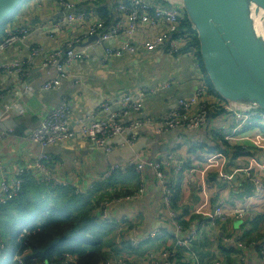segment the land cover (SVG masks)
<instances>
[{
  "label": "crops",
  "instance_id": "0c3cea01",
  "mask_svg": "<svg viewBox=\"0 0 264 264\" xmlns=\"http://www.w3.org/2000/svg\"><path fill=\"white\" fill-rule=\"evenodd\" d=\"M61 2L77 4V9L82 11H86L87 8L98 9L104 4L99 0L95 3H90L89 0H49L48 3L45 0H29L12 17L15 19L12 25L14 27L29 25L35 30L41 25L51 26L65 14ZM105 2L110 3L109 0ZM52 33L46 38L41 32H34L31 41L17 43L11 49L1 53L0 62L18 60L25 63L27 73L25 82L31 84L40 80L45 74L40 68V58L30 57L31 45L40 44L44 50L51 51L66 44L72 43V46L76 47L88 42L84 37L85 32L77 27L61 25L53 29ZM117 43L118 40H112L107 45L116 46ZM101 50V47L95 46L91 60L78 64L80 67L75 65L67 67V80L63 81L56 91L40 92L30 97L20 98L17 95L19 84L8 76L0 78V109L3 110L6 104H14L16 101L25 107L22 114H16L12 110L0 121V162L3 172L14 173L18 168L31 164L42 152L51 156V170L67 182L76 184L83 193L94 183L96 184L99 177L113 164L126 163L136 155L145 156L150 161H160L170 154H176L188 163L186 170L191 171L186 172L184 177L175 179L173 168L171 166L165 168L166 182L177 194L175 209L182 223V231L175 234L176 237L184 239L191 230L200 229L189 252L196 255L201 264H212L215 259L225 261L224 257L228 258L229 264H260L255 256L254 246L261 243L263 239L255 236L253 231L250 232V238L244 237L240 241L244 230L242 225L246 224L251 217L248 216L250 214L241 220L232 218L221 221L215 228L214 234H212V228H206V219L217 200L223 199L227 206H233L238 204L237 200L254 192L255 186L248 180L244 170H249L251 175L264 186V125L244 128L232 139L226 140L225 135L220 131L230 125L232 120L227 119L224 122L222 115L216 111L212 113L211 106L208 123L202 130L195 133L160 134L148 128H142L135 134L137 140L133 151L120 150L119 138H113L108 142L112 148L109 154L96 150L90 142L82 139L44 150L28 140L30 131L39 125L49 110L53 109L61 99L67 100L71 105L69 129L73 131L81 121L86 125L103 115L99 108L103 101L115 99L116 95L123 94L138 98L141 90L151 91L144 93L142 97L146 110L141 115H131L130 119H157L173 110L177 100L190 97L206 80L196 60L190 58L176 60L139 51L136 56L110 58L101 64ZM35 69H38V74L32 73ZM166 83L171 86L170 89L164 87ZM207 99L212 103V96L209 95ZM13 128L15 133H10ZM216 132H218L217 135ZM214 135L218 137L217 141L213 140ZM178 138L181 139L178 140ZM196 140L204 141L205 145L208 144V149H212L214 145L220 148L208 152H206L207 149L196 151L192 145ZM217 154L221 158H216ZM208 159L211 161L208 162ZM138 175L127 173L117 177V184L114 186L116 190L126 189L133 193L141 185L144 192L140 200L123 202L112 208V215L134 221L127 227L106 228L105 239L111 235L109 240H112V247L106 244L102 250L105 252L116 250L120 254L119 258H124L127 264H146L149 262L150 254H153L154 259H160V254L166 251L173 252L169 262L190 264L193 255H190L188 251L175 250L178 248L172 247L173 240L165 239L170 238V233L173 234V231L171 221L162 208L161 195L154 185L152 171L145 169ZM244 184H248L247 191H250L248 194L243 189ZM111 190L112 188L108 187L106 192L110 193ZM258 203L264 204V192ZM249 212L254 214L253 211ZM94 215L99 218L97 209ZM258 216L255 215V217ZM258 226L257 231L263 229L262 223ZM248 228L252 230L253 227ZM155 230L165 232L163 236L166 237L161 240L160 248L158 243L153 246H156L155 250L152 248L148 250L144 246L137 251L136 255L126 254L124 250H121L127 242L140 241ZM238 242L242 244L241 247L238 246ZM231 248L239 255L230 256ZM2 250L8 249L1 245L0 253ZM27 253L28 251L25 254ZM22 256L24 257L23 254ZM32 262L37 264L34 259Z\"/></svg>",
  "mask_w": 264,
  "mask_h": 264
},
{
  "label": "built area",
  "instance_id": "2783aa9c",
  "mask_svg": "<svg viewBox=\"0 0 264 264\" xmlns=\"http://www.w3.org/2000/svg\"><path fill=\"white\" fill-rule=\"evenodd\" d=\"M97 1L89 0L90 3ZM112 3H114L113 16L109 23L100 19L91 11L78 10L77 4L61 2V7L64 9L65 14L51 26L41 25L40 28L35 30L29 25L14 27L11 24H5L1 29L0 54L11 49L17 43L25 40L31 41L32 35L36 31L41 32L43 36L48 38L53 34L52 30L57 29L61 25L77 27L85 32L84 37L88 42L81 43L80 41L82 45L76 47H73L72 43L71 45L66 44L51 51L44 50L40 44L31 45L32 47L29 48L30 57L40 58V68L45 73L43 77L31 84H27L25 82L26 65L15 60L0 62V78L8 76L18 83L17 95L20 98L30 97L40 92L56 91L60 88L62 82L67 80L66 68L73 65L80 67L78 64L91 60L95 46L102 49L101 64H104L110 58L120 59L125 55L136 56L139 51H146L150 54H157L176 60L181 58L196 60V49L193 46L196 35L179 0H111L110 4ZM90 39L92 40L89 42ZM112 40H118L116 46L107 45ZM164 87L166 89L171 88L168 83ZM147 92L151 91L141 90L138 98L123 94L117 100L109 99L103 101L99 107L103 115L86 125L81 121L79 126L73 131L69 129L71 105L67 100L61 99L53 109L49 110L39 125L30 131L28 140L41 150H44L82 139L90 142L96 150L109 154L112 148L108 142L113 138H119L120 150L129 149L133 151L137 140L135 134L142 128H148L160 134L195 133L202 130L208 123L211 106L212 113L214 111L218 112L224 117V122L227 119L232 120L230 125L220 131L221 134L225 135L226 140L232 139L235 134L241 132L244 128H255L264 125V111L253 106H236L224 102L218 96L219 99L212 97V103H210L207 99L209 95L204 82L190 97L177 100L176 107L173 110L157 119L131 120V115H141L146 110L142 97ZM19 97L18 100H20ZM12 110L16 114H22L25 111V107L18 101L14 102V104H6L3 110L0 109V121L5 114H9ZM215 134L217 135L218 132ZM180 139L178 138V140ZM204 144V141L196 140L192 145L198 148ZM216 158L221 157L217 154ZM207 161L210 162L211 159ZM51 164V156L42 152L36 156L31 164L18 168L14 173L3 172L0 162V205L12 201L18 194L22 186L20 176L24 170L31 171L40 183L56 187L70 186L76 194H80L81 191L76 184L67 182L51 170ZM187 165L188 163L176 154H170L160 161H150L145 156L136 155L126 163L111 165L96 183L109 179L113 173L126 174L127 171L133 170L138 175L145 169L151 170L154 185L161 195L162 208L171 221L173 234L169 233L175 238L172 242V245L174 244L175 246L173 248L184 249L189 252L192 242L196 240L200 233V229L191 230L184 239L176 237L175 234L182 231L181 217L174 207L176 202L175 190L171 185L167 184V179L165 178L166 167L171 166L173 168V175L177 179L178 177H184L186 172H191L186 170L188 169ZM243 172H246L248 180L255 186L254 192L243 199L237 200L238 204L233 206H227L223 199L217 200L211 214L206 219V228H212V234H214L218 224L226 219L241 220L250 214L248 216L251 217L248 221H252L255 215L264 214V204L258 203L264 192V186L251 175L249 170H244ZM143 192L144 188L140 185L136 192L102 202L98 207L99 219L103 223L110 225L109 228H122L131 225L134 221L133 219L112 215V208L123 202L140 200ZM249 211H253L254 214ZM27 234L26 230H23L20 238ZM161 236L163 237V233L155 230L140 241L127 242L126 247L136 248L146 240H153ZM165 239L170 240V238ZM241 245V243L238 244L239 247ZM256 246H259L260 249L258 253L255 252V256L260 261V264H264V243L261 242ZM189 253L193 255L190 264H201L197 260L196 255L192 252ZM259 255L261 258H259ZM172 256L173 252L171 251L161 253L160 259H154L153 254H150L148 256L149 262L146 264H173L169 262ZM123 259L116 258L102 264H127ZM158 260L162 261L159 262ZM16 261L18 264H23L21 256L17 257ZM212 264H225V261L215 259Z\"/></svg>",
  "mask_w": 264,
  "mask_h": 264
},
{
  "label": "trees",
  "instance_id": "16d2710c",
  "mask_svg": "<svg viewBox=\"0 0 264 264\" xmlns=\"http://www.w3.org/2000/svg\"><path fill=\"white\" fill-rule=\"evenodd\" d=\"M99 1L100 3H104L103 6H100L98 9L87 8L85 12L91 11L100 19L109 23L113 16L114 3L110 4L109 2H105L106 0ZM14 20L15 19L11 17L5 24L12 25ZM5 24L0 27V40L2 38L1 29ZM193 46L196 49L198 66L204 73L201 59L198 54L197 39L193 42ZM204 83L207 87V94L213 98L219 99L213 91L207 77ZM10 133H15L14 128ZM217 138L218 137L214 136L213 140L217 141ZM208 147V144H204L196 149L194 147V149L196 151L207 149L206 152H208L220 148L218 145L212 146V149H208ZM127 173L134 172L133 170H129L126 174ZM123 175L124 174L113 173L109 179L98 182L95 185L93 184L87 191L76 194L74 189L70 187H56L50 184L40 183L36 180L31 171L24 170L20 176L22 186L18 194L12 201L0 205V246L4 245L7 248V244L9 243L13 248V252L14 250H18V255H24V264H34L32 262L33 259L37 261V264L42 262L48 264H102L119 258L120 254L116 250L107 252L102 250L106 244L112 247L111 240H104L107 235L106 228H109L110 225L103 223L94 215V211L95 209L98 210L99 205L104 201L131 194L129 190H116L114 188L117 184V177ZM104 187L106 188L104 189ZM108 187L112 188L110 193L106 192ZM243 189L246 190L245 193L247 194L250 192L247 191L248 184H244ZM176 195L175 193V197ZM44 197H53V200L50 199L51 204L54 205L55 203L58 206L48 207L43 211L33 214V212L44 204ZM72 204L76 205V209H73L74 212H64L62 210V207H67ZM260 223H262L263 229L257 231L259 229L258 224ZM247 227L253 228L250 230V228L247 229ZM23 229L28 230L29 233L20 238ZM242 230L243 234L240 237V241L244 237L245 239L250 238V232L254 231L255 236H259V238L263 239L262 242L264 243V214L255 217L252 221H246V224L242 225ZM255 231L257 232L255 233ZM161 233H163V231H161ZM163 237L146 240L136 248L126 247V243L121 250H124L126 254L133 255H136L137 251L144 246L148 250H150V248L155 250L156 246L153 247L154 244L158 243L160 248V242ZM170 239L174 240L175 238L171 236ZM172 247H175L174 244ZM192 247L193 244H191V248ZM254 248L258 253L260 247L254 246ZM175 250L187 252V250L184 249ZM26 251H28L27 255L25 254ZM229 252L232 257L239 255V253H236L232 248ZM6 254L7 250L1 251L0 264H16L12 259L7 260ZM224 258L225 264H229L228 258ZM259 258H261L260 255Z\"/></svg>",
  "mask_w": 264,
  "mask_h": 264
},
{
  "label": "water",
  "instance_id": "95a60500",
  "mask_svg": "<svg viewBox=\"0 0 264 264\" xmlns=\"http://www.w3.org/2000/svg\"><path fill=\"white\" fill-rule=\"evenodd\" d=\"M27 1L0 0V27ZM179 2L216 95L226 103L264 111V0Z\"/></svg>",
  "mask_w": 264,
  "mask_h": 264
},
{
  "label": "rangeland",
  "instance_id": "374dc122",
  "mask_svg": "<svg viewBox=\"0 0 264 264\" xmlns=\"http://www.w3.org/2000/svg\"><path fill=\"white\" fill-rule=\"evenodd\" d=\"M45 1H46V3H48L49 0H45ZM50 199L53 200V197H44V199H43L44 200V204L42 206H40L35 212H33V214H35L37 212H40V211H43V210L47 209L48 207H57L58 206L55 203H54V205L51 204ZM73 209H76V205L75 204L69 205L67 207H62V210L64 212H68L69 210H73ZM109 238H111V235L108 236L105 240H109ZM7 249L8 250H7V254H6V259L9 260V259H11L12 255H13V248H12V246L9 243L7 244Z\"/></svg>",
  "mask_w": 264,
  "mask_h": 264
},
{
  "label": "clouds",
  "instance_id": "9594fccd",
  "mask_svg": "<svg viewBox=\"0 0 264 264\" xmlns=\"http://www.w3.org/2000/svg\"><path fill=\"white\" fill-rule=\"evenodd\" d=\"M23 230H26V229H23ZM23 230H22V231H23ZM26 232L29 233L28 230H26ZM21 233H22V232H21ZM20 235H21V234H20ZM17 252H18V250H14L13 255H12V257H11L12 261H14L16 264H18L17 261H16V258L19 257V256H21L22 261H23V256H22V255H18ZM0 254H1V253H0ZM23 264H24V262H23Z\"/></svg>",
  "mask_w": 264,
  "mask_h": 264
}]
</instances>
